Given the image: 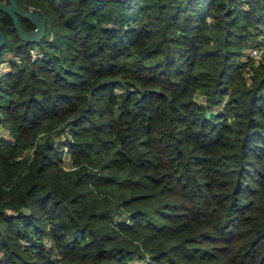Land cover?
<instances>
[{
	"label": "trees",
	"instance_id": "obj_1",
	"mask_svg": "<svg viewBox=\"0 0 264 264\" xmlns=\"http://www.w3.org/2000/svg\"><path fill=\"white\" fill-rule=\"evenodd\" d=\"M17 3L0 264H264V0Z\"/></svg>",
	"mask_w": 264,
	"mask_h": 264
},
{
	"label": "water",
	"instance_id": "obj_2",
	"mask_svg": "<svg viewBox=\"0 0 264 264\" xmlns=\"http://www.w3.org/2000/svg\"><path fill=\"white\" fill-rule=\"evenodd\" d=\"M7 14L13 21L14 27L21 41L25 44H39L46 35V22L35 11L20 7L17 0H7L0 3V13ZM20 17L28 20L35 29L27 31L20 22ZM5 43V35L0 29V51Z\"/></svg>",
	"mask_w": 264,
	"mask_h": 264
},
{
	"label": "built area",
	"instance_id": "obj_3",
	"mask_svg": "<svg viewBox=\"0 0 264 264\" xmlns=\"http://www.w3.org/2000/svg\"><path fill=\"white\" fill-rule=\"evenodd\" d=\"M104 1H110V0H104ZM120 2H127L129 0H117ZM32 55L34 57H40V55L37 54V51L34 49L31 51ZM264 56V41L261 43H258L257 45H254L250 50H249V56L251 59L259 61L262 57ZM7 72V67L5 64L0 66V79L6 74ZM65 166L69 168L70 170H74V167H71V160L70 157L65 160Z\"/></svg>",
	"mask_w": 264,
	"mask_h": 264
},
{
	"label": "rangeland",
	"instance_id": "obj_4",
	"mask_svg": "<svg viewBox=\"0 0 264 264\" xmlns=\"http://www.w3.org/2000/svg\"><path fill=\"white\" fill-rule=\"evenodd\" d=\"M196 1V0H195ZM262 41H264V35H261V36H259L257 39H254L253 40V43L254 42H256L254 45H257L258 43H261ZM252 48V47H251ZM251 48H247L244 52H246V56H244L242 59H240L239 61H243L244 59L246 60V58L249 56V50L251 49ZM15 58V56H14V54L13 53H11V52H8L6 55H5V58H4V61H5V63H7V62H9L11 59H14ZM3 131H5L4 130V127H1L0 128V135H2L3 134ZM65 154H64V156H67L68 155V150L67 149H65ZM70 156H68V158H69ZM67 159V158H66Z\"/></svg>",
	"mask_w": 264,
	"mask_h": 264
}]
</instances>
